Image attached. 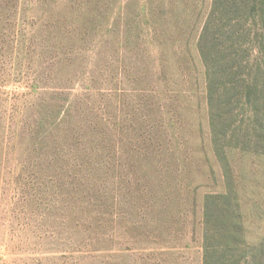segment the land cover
Here are the masks:
<instances>
[{
  "label": "rangeland",
  "instance_id": "rangeland-1",
  "mask_svg": "<svg viewBox=\"0 0 264 264\" xmlns=\"http://www.w3.org/2000/svg\"><path fill=\"white\" fill-rule=\"evenodd\" d=\"M212 2L0 0V264H90L108 241L203 264L206 197L208 229L238 224L234 258L264 264V21L218 0L207 40L242 76L209 104Z\"/></svg>",
  "mask_w": 264,
  "mask_h": 264
},
{
  "label": "trees",
  "instance_id": "trees-1",
  "mask_svg": "<svg viewBox=\"0 0 264 264\" xmlns=\"http://www.w3.org/2000/svg\"><path fill=\"white\" fill-rule=\"evenodd\" d=\"M243 2L247 7L250 8L251 11L254 10L258 11L259 12L258 16L260 17V19L263 17V21H264V0H249V1L242 0V3ZM217 5H218V0H213L212 2L213 14L211 16L209 15L210 18L208 17L207 21L205 22L204 28L200 34L198 41L200 56L203 60L206 69V90H207V98L209 104L211 103L210 99L214 94L213 93L214 90L217 89L221 84L220 83L218 86H215V84L217 85L218 83V81H215L216 78L225 79L230 76L233 77L231 81L233 83L237 77L242 76L238 70L236 71L238 66L236 67L235 60L233 59L232 64L229 65L228 62H226V55L225 56L221 55L222 49L220 48V45L218 43L220 34L215 33V36L214 37L212 36L210 41L207 40V32L209 31L210 24L213 20L215 8L218 7ZM223 27H226V25ZM209 54L211 57L210 67H208ZM229 57L232 58V54H230ZM239 84L242 85V81H240ZM247 90L248 92H250V90L252 89L248 88ZM225 94L226 92H224L222 96H225ZM248 94L249 97L252 96L250 93ZM209 198L207 197L205 198L206 203H204V213H203L204 228L202 231V240H201L202 249H203V264H240L238 258H234V255L236 254V249L240 250V246H239L240 243L245 244L244 241L241 242L238 241L243 237L242 228H240L238 224L236 226V229L234 228L235 226L233 227L221 226L220 228L213 230L211 232L207 227V219L210 218L209 207L212 206V203H209L210 201ZM219 198H223V195L222 197L217 196V199ZM235 220H237V217L235 218ZM217 222H219V220H217ZM212 241L214 242V244L209 245V242Z\"/></svg>",
  "mask_w": 264,
  "mask_h": 264
},
{
  "label": "crops",
  "instance_id": "crops-1",
  "mask_svg": "<svg viewBox=\"0 0 264 264\" xmlns=\"http://www.w3.org/2000/svg\"><path fill=\"white\" fill-rule=\"evenodd\" d=\"M105 244L94 246L95 250L86 252L96 261L90 264H130V259L148 252L146 249H135L125 242L108 241Z\"/></svg>",
  "mask_w": 264,
  "mask_h": 264
}]
</instances>
